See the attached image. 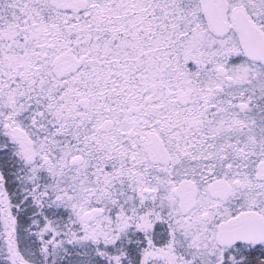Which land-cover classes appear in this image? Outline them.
Returning a JSON list of instances; mask_svg holds the SVG:
<instances>
[{"label":"snow or ice","instance_id":"obj_1","mask_svg":"<svg viewBox=\"0 0 264 264\" xmlns=\"http://www.w3.org/2000/svg\"><path fill=\"white\" fill-rule=\"evenodd\" d=\"M0 264H264V0H0Z\"/></svg>","mask_w":264,"mask_h":264}]
</instances>
